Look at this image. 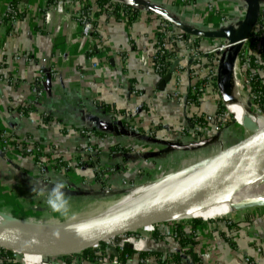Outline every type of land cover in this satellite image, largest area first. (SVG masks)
<instances>
[{
    "label": "crops",
    "instance_id": "1",
    "mask_svg": "<svg viewBox=\"0 0 264 264\" xmlns=\"http://www.w3.org/2000/svg\"><path fill=\"white\" fill-rule=\"evenodd\" d=\"M96 1H75L71 16L61 19L55 13L57 0H0V129L9 133L12 145L39 147L40 161L47 168L42 174L34 159L19 155L14 147L4 154L0 147V206L6 208L0 213L30 218L11 213L18 210L34 213L36 220L42 222L71 221L52 212L39 191L50 190L55 182L62 181L70 198L71 212L81 209L82 213H88L87 206L92 202L117 203L124 195L118 193L130 187L149 188L219 152L223 148L213 153L208 150L214 146L220 148L226 135L237 132L225 116L221 130H205L208 137L202 140L208 144L204 147L175 149L178 145L196 143L176 132L178 127L186 125L189 117L214 115L217 111L215 89L193 107L185 103V97L190 80L195 78L196 82L198 70L208 74V64L217 55L205 53L226 46L227 41L186 35L162 16L204 32L238 30L247 13L242 0H109L112 5L121 6L114 17L110 11L101 12ZM124 6L138 9L136 20L128 21L119 11ZM10 7L18 11L15 23L7 17ZM84 7L95 11L97 34L92 39L81 34L77 15ZM262 8L264 0H261ZM159 20L180 36L168 47L173 62L161 75L151 69L149 62ZM144 59L147 65L143 64ZM40 72H43L41 98L36 97L34 87ZM167 76L169 79L159 88ZM174 93L177 98H172ZM118 122L121 127L112 130ZM85 131L93 134L97 167L113 166L119 170L107 175L104 183L95 178L93 166L78 168L86 145ZM55 162L65 168L63 173L54 170ZM101 191L117 195L95 194ZM212 220L194 227L195 244L191 251L194 259L184 254L186 248L181 249L173 241L175 226L168 222L152 226L146 236L145 252L129 249L132 254L125 262L119 256L126 248L115 247V254L113 246L108 245L103 257L93 261L81 256L49 261L54 264H112L113 261L264 264V211H243L224 220ZM179 224L188 234L193 229L192 222ZM156 231L157 238H151ZM25 256L35 261L34 256ZM0 264H4L1 250Z\"/></svg>",
    "mask_w": 264,
    "mask_h": 264
},
{
    "label": "water",
    "instance_id": "2",
    "mask_svg": "<svg viewBox=\"0 0 264 264\" xmlns=\"http://www.w3.org/2000/svg\"><path fill=\"white\" fill-rule=\"evenodd\" d=\"M242 1L247 6V13L238 30L228 29L221 33L204 32L187 27L167 15L162 16L164 21L186 35L227 41L225 50L220 54L216 70V89L222 105L230 99L229 83L236 59L243 48L244 41L254 32L260 16L261 0ZM168 79L169 76L162 80L159 88H162ZM247 106H250V103H247ZM118 127H121L120 122L114 125L112 130L116 131ZM245 129L250 132L248 137L154 183L142 195L128 199L108 213L73 223L72 226L35 223L0 213L4 219L17 223L7 225L0 221V248L17 254L36 255L42 258H70L88 249H93L107 240H112L114 244L112 250L116 254L115 246L122 241V236L180 219L176 215L180 210L190 205L205 191L219 184L235 168L263 153L264 127L248 124ZM206 144L208 142L202 140L186 146L178 145L175 149L184 151L200 149ZM133 191L134 189L129 188L118 194L126 195ZM95 194L103 197L117 195L108 191ZM256 206H264V202H257L242 209ZM38 224L53 225L64 228L65 231H73L68 232L69 234L61 233L57 238H48L41 237L38 231H30L26 228L28 225ZM124 248L133 249V245L124 243Z\"/></svg>",
    "mask_w": 264,
    "mask_h": 264
},
{
    "label": "built area",
    "instance_id": "3",
    "mask_svg": "<svg viewBox=\"0 0 264 264\" xmlns=\"http://www.w3.org/2000/svg\"><path fill=\"white\" fill-rule=\"evenodd\" d=\"M75 1L83 0H57L55 3V13L63 19L64 17L71 16V9H73V3ZM119 4H122L121 2ZM69 10V12H67ZM94 9L90 7H84L83 10L79 12L78 19L81 27V34L83 38L92 39L97 34V27L94 20ZM8 19L15 23L18 19V11L14 7H10L7 12ZM111 17L114 15L111 14ZM157 35L163 37V41L160 43L156 40L155 47L149 60L151 64V69L161 75L168 66H165L158 59H165L166 62L172 64L173 54L168 50V47H171L172 44L178 41L180 36L172 31L166 23H163L161 20L157 24ZM226 46H221L210 53H219L215 56V59L208 64L209 72L208 74H203L198 70L197 80L194 82L195 78H192L191 84L189 85V93H196L195 101L188 99V94L185 97V103L189 107H193L200 103V100L210 95V90L216 87V70L220 60V54L225 50ZM264 9L260 10V16L258 23L254 29V32L249 36L247 40L244 41L243 48L241 49L233 69L234 76L240 81L242 87L245 90L246 101L250 103L252 113L259 117H264ZM192 59V58H191ZM194 59H192L193 61ZM159 61V62H157ZM144 65H147V59L143 61ZM193 69L195 67L193 66ZM194 79V80H193ZM255 79L260 81L259 87L254 88L253 82ZM208 84V87H207ZM209 86L211 88H209ZM35 95L36 97L41 98L43 96V72H40L38 78L34 82ZM177 93L172 95V98H177ZM226 110V109H225ZM227 112V111H226ZM228 113V112H227ZM227 116L226 113L219 115L218 117L215 114H199L189 117V121L186 122V125L178 127L176 132L183 138L188 139H200L201 141L205 135L204 132L208 128H212L213 131L218 132L223 127V118ZM229 116H231L229 114ZM232 117V116H231ZM234 120V118L232 117ZM235 121V120H234ZM86 145L81 153L80 162L78 168L87 167L89 165L93 166V173L95 178L98 179L100 183H104L107 175H113L118 173V169L115 167H101L96 164V155L95 148L93 146V134L90 131L84 132ZM0 147L1 151L5 154L11 147L18 152L19 155L34 159L37 161L38 166L42 174L47 172V168L44 166L42 161H40L39 147L24 145L17 143L12 145L10 142V135L6 130L0 129ZM54 170L60 173L65 171V168L59 163L55 162ZM131 186V185H130ZM132 189H137L130 187ZM134 193V191L132 192ZM130 195V194H129ZM127 199L128 197H122L119 200ZM117 200V201H119ZM145 231H152V227L144 228ZM191 232V231H190ZM192 238L194 232L190 235ZM173 241H178V236L176 232H173L171 235ZM122 241L115 247L123 248L124 243H129L133 245V250L136 252H145V245L148 241V237H134L132 235H125L121 237ZM105 245L114 246L112 240H107L103 242ZM99 247V245L97 246ZM95 247V248H97ZM94 249V248H93ZM5 253H10L5 255L4 263L5 264H54L50 261L41 258L40 261L35 262L31 259L26 258L24 254H17L15 252L4 250ZM101 259H98V262ZM144 261V260H143ZM112 264H118V261H113Z\"/></svg>",
    "mask_w": 264,
    "mask_h": 264
},
{
    "label": "bare ground",
    "instance_id": "4",
    "mask_svg": "<svg viewBox=\"0 0 264 264\" xmlns=\"http://www.w3.org/2000/svg\"><path fill=\"white\" fill-rule=\"evenodd\" d=\"M228 91L230 99L224 102L223 105L226 107L225 109L228 114L234 118L237 126L242 129H245L248 124L264 127V117L254 115L251 107L247 106L248 102L244 95V88L234 74L229 83ZM134 194L138 193L135 191ZM126 201L127 199L117 201V203L106 209V211H103V213H108ZM257 202H264V152L235 168L219 184L205 191L176 215L186 220L194 217H210L229 210L240 209ZM101 214L94 213L92 217L94 218ZM0 221L7 225L17 224L14 221L4 219L2 215H0ZM26 228L30 231H38L41 237L48 238H57L60 237L61 233L69 232L65 231L64 228L53 225H28Z\"/></svg>",
    "mask_w": 264,
    "mask_h": 264
},
{
    "label": "trees",
    "instance_id": "5",
    "mask_svg": "<svg viewBox=\"0 0 264 264\" xmlns=\"http://www.w3.org/2000/svg\"><path fill=\"white\" fill-rule=\"evenodd\" d=\"M96 4L99 6V8L101 9V12L103 11H110L112 15L116 16V12L119 8H121V6H114L111 4V2L109 0H97L96 1ZM121 11L125 18L128 19V21H134L136 20V18L138 17V14H139V11L137 8L135 7H129V6H124L122 7V10H119ZM119 15V14H118ZM120 16V15H119ZM157 41H159L160 43L163 41V37L160 36V35H157ZM264 53V52H263ZM161 63H163L165 66H168V62L165 61V59H158ZM157 61V62H159ZM169 65H171V63H169ZM165 71V70H164ZM163 76V75H162ZM259 84H260V81L258 79H255L254 82H253V87L254 88H257L259 87ZM216 90V87L214 88ZM218 94V93H217ZM188 99L190 100H193L195 101L196 99V93H189L188 94ZM225 107L221 104V103H218L217 105V111L215 112V116L218 117L219 115L225 113ZM205 138V137H204ZM203 138V139H204ZM197 140H200V139H193L192 141H195L197 142ZM239 142V141H238ZM237 143V142H236ZM107 202H102V201H96V202H92L91 204H89L90 206L92 207H95V206H99L100 209L103 207V205H105ZM192 222V230L190 233L194 232V227L198 224H200L202 221L200 219H194L191 221ZM140 231H136V232H133V233H130L129 235H132V234H135V233H138ZM173 232H176L177 236H178V241L175 240L176 243L179 244V246L181 247V249L183 248H186L187 252L184 251V254L188 253L191 255V258H195L194 254L191 252L192 251V247L193 245L195 244V242L193 241L192 237L190 236L191 234L187 233L184 228L182 227V225L180 224H176L175 225V228L173 229ZM158 232H154L151 236V238H157V235ZM179 247V248H180ZM105 244L104 243H101L99 245V248L96 250V251H93V249H88L80 254H77L75 256H81L82 258L86 259V260H89V261H93L97 258H101L103 257V250L105 249ZM0 250L2 251V254H3V258L5 257V255H8L10 253H5L4 249H1ZM185 250V249H183ZM132 254V251L129 250V249H122L121 250V254L119 256V260L122 261V262H125L126 261V257L131 255ZM42 257H39V256H34L33 259H35V261H40ZM56 258H64V257H45L44 259L49 261H53L54 259ZM175 260L178 259V257H175L174 258ZM166 261H159L158 264H164ZM5 264V263H4Z\"/></svg>",
    "mask_w": 264,
    "mask_h": 264
},
{
    "label": "rangeland",
    "instance_id": "6",
    "mask_svg": "<svg viewBox=\"0 0 264 264\" xmlns=\"http://www.w3.org/2000/svg\"><path fill=\"white\" fill-rule=\"evenodd\" d=\"M237 79H238V77H237ZM244 88V87H243ZM246 89H244V91H245ZM216 92H217V89L215 90ZM218 95V94H217ZM244 95H245V92H244ZM218 103H221V100H220V97H219V95H218ZM222 104V103H221ZM226 111V110H225ZM226 113V115H227V119L230 121V122H232V126H235L236 128H237V132H234L233 134H231V135H226V136H228L227 138H226V140H225V142H223V143H221V144H219V146H220V148H218V147H216V146H214V147H211L209 150H208V152L209 153H213V152H217L218 150H220V149H222V148H225V147H228L229 145H232V144H235L236 142H238V141H240V140H242V139H244V138H246V137H248L249 135H250V132L247 130V129H242V128H240L239 126H237V124L235 123V121L232 119V117L231 116H229V114L227 113V112H225ZM207 134L208 133H205L204 135L206 136V137H208L207 136ZM205 139V138H204ZM148 190V188H144V189H139V188H137V189H135L134 190V192L136 191V193H138V194H134V193H130V195L129 194H126V195H123L122 197H128V199H130V198H133L134 197V195L137 197V196H139V195H142L144 192H146ZM121 197V198H122ZM115 203H110V202H107L105 205H103V207L100 209V207L99 206H95V207H92V206H90V205H88L87 207H88V209H90L89 210V212L87 213V211L85 212V213H82V210L81 209H79V210H77V211H75V212H71L70 213V216H71V218H70V220L71 221H68V220H66V221H63V222H57V223H50V222H42V221H38V220H36V215L34 214V213H32V214H29V213H26V212H20V211H18V210H13V212H11L12 214H14V215H16V216H18V217H25V215H29L30 216V218L29 217H27V218H25V220H29V221H32V222H35V223H42V224H57V225H60V226H67V225H74L73 223H76V222H81V221H83V220H88V219H91V217L92 216H94L93 214L94 213H96V214H101V213H103V211H106V209H108V208H110V207H112L113 205H114ZM1 207V209H0V211L1 210H3V206L1 205L0 206ZM244 207H246V206H244ZM243 208V207H242ZM242 208H240V209H236V210H238V211H236V210H233V211H231V210H229V211H227V212H224V213H218V214H216V215H212V216H210V217H202V218H191V219H184V218H180V219H177V220H172V221H169V223H171V224H174V226L176 225V224H179V223H181V222H187V223H190L192 220H194V219H200L201 221H202V223L203 222H205V221H208V222H210L209 220H212V221H214V220H217V218L218 219H222V220H224V219H227V218H230V217H232V216H234V215H236V214H238V213H241V212H243V211H264V206H256V207H247V208H245V209H242ZM5 210H6V208H4ZM230 212H232L231 214H228V213H230ZM107 213V212H106ZM104 214V213H103ZM226 214H228V215H226ZM102 215V214H101ZM93 218V217H92ZM168 223V222H167ZM140 232H138V233H135L134 234V237H146L147 235H149L150 233H151V231H145V230H139ZM36 257V256H35Z\"/></svg>",
    "mask_w": 264,
    "mask_h": 264
},
{
    "label": "clouds",
    "instance_id": "7",
    "mask_svg": "<svg viewBox=\"0 0 264 264\" xmlns=\"http://www.w3.org/2000/svg\"><path fill=\"white\" fill-rule=\"evenodd\" d=\"M39 195L46 197L45 203L52 212L58 213L65 218H71L70 198L66 195L64 182H55L50 190H40Z\"/></svg>",
    "mask_w": 264,
    "mask_h": 264
}]
</instances>
